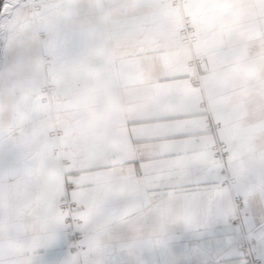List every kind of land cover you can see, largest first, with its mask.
<instances>
[{"label":"crops","instance_id":"obj_1","mask_svg":"<svg viewBox=\"0 0 264 264\" xmlns=\"http://www.w3.org/2000/svg\"><path fill=\"white\" fill-rule=\"evenodd\" d=\"M6 35L0 264L160 256L157 193L224 153L264 185V0H29Z\"/></svg>","mask_w":264,"mask_h":264},{"label":"snow or ice","instance_id":"obj_2","mask_svg":"<svg viewBox=\"0 0 264 264\" xmlns=\"http://www.w3.org/2000/svg\"><path fill=\"white\" fill-rule=\"evenodd\" d=\"M220 160L157 193L165 209L154 213L153 226L171 237V248L160 256L142 254L132 264H264V185L251 195L233 191L227 154ZM77 235L71 232L64 241ZM62 246L54 244L40 264H58L53 257ZM105 264L129 262L112 257Z\"/></svg>","mask_w":264,"mask_h":264},{"label":"bare ground","instance_id":"obj_3","mask_svg":"<svg viewBox=\"0 0 264 264\" xmlns=\"http://www.w3.org/2000/svg\"><path fill=\"white\" fill-rule=\"evenodd\" d=\"M24 0H2V3L0 5V43L3 42L6 38V28L9 24L14 9L23 3ZM7 3L9 5L8 8L2 9L3 4ZM8 10H11V14H7Z\"/></svg>","mask_w":264,"mask_h":264},{"label":"built area","instance_id":"obj_4","mask_svg":"<svg viewBox=\"0 0 264 264\" xmlns=\"http://www.w3.org/2000/svg\"><path fill=\"white\" fill-rule=\"evenodd\" d=\"M183 2H184V0H173L174 5H176L178 7H180L183 4ZM187 19H188V17H187ZM45 89L48 90L49 85H46ZM53 134L57 135V132H54ZM215 148L217 149L218 152L221 153L222 145L220 143H216ZM62 163L64 165V164L68 163V160H63ZM62 209H63V211H65L68 220H69V218H71V220H69V221H70L72 227H75V225L80 221V218L75 215L74 203L70 200H66L62 204Z\"/></svg>","mask_w":264,"mask_h":264},{"label":"rangeland","instance_id":"obj_5","mask_svg":"<svg viewBox=\"0 0 264 264\" xmlns=\"http://www.w3.org/2000/svg\"><path fill=\"white\" fill-rule=\"evenodd\" d=\"M29 0H24L23 3L21 5H18L14 11H13V15H12V18L14 17L15 13L21 8L23 7ZM2 3V0H0V5ZM9 25H10V22L9 24L7 25V28H6V33L8 34V28H9ZM6 40H7V35H6V38L3 42L0 43V72H1V69L3 67V58H4V51H5V45H6Z\"/></svg>","mask_w":264,"mask_h":264},{"label":"water","instance_id":"obj_6","mask_svg":"<svg viewBox=\"0 0 264 264\" xmlns=\"http://www.w3.org/2000/svg\"><path fill=\"white\" fill-rule=\"evenodd\" d=\"M7 14H11V10H8Z\"/></svg>","mask_w":264,"mask_h":264}]
</instances>
